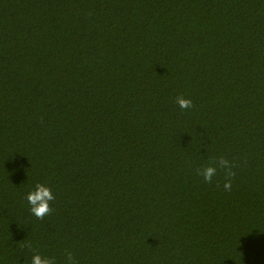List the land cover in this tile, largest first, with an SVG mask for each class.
Returning <instances> with one entry per match:
<instances>
[{
	"label": "trees",
	"instance_id": "16d2710c",
	"mask_svg": "<svg viewBox=\"0 0 264 264\" xmlns=\"http://www.w3.org/2000/svg\"><path fill=\"white\" fill-rule=\"evenodd\" d=\"M66 250L264 264V0H0V264Z\"/></svg>",
	"mask_w": 264,
	"mask_h": 264
},
{
	"label": "clouds",
	"instance_id": "9594fccd",
	"mask_svg": "<svg viewBox=\"0 0 264 264\" xmlns=\"http://www.w3.org/2000/svg\"><path fill=\"white\" fill-rule=\"evenodd\" d=\"M176 103L181 109L185 110L194 107L193 101L190 98H185L183 95L176 98ZM234 167L235 165L227 158L220 157L219 159H214L213 163L203 168H197L196 174L202 176L205 182L211 184L218 169L223 170L225 173L223 188L225 191L230 192L232 190L233 180L236 177V173L233 171ZM26 199L30 205L31 213L37 219L43 220L54 211L51 202L56 197L52 189L45 184L38 183L35 189L27 194ZM64 256V264H78L75 254L72 251L66 250ZM31 264H56V261L53 257L42 256L37 253L32 257Z\"/></svg>",
	"mask_w": 264,
	"mask_h": 264
}]
</instances>
